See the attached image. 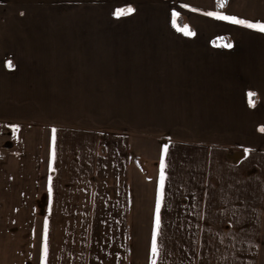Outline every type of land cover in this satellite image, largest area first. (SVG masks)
I'll return each instance as SVG.
<instances>
[{
  "label": "crops",
  "instance_id": "crops-1",
  "mask_svg": "<svg viewBox=\"0 0 264 264\" xmlns=\"http://www.w3.org/2000/svg\"><path fill=\"white\" fill-rule=\"evenodd\" d=\"M164 1L0 0V264H264V44Z\"/></svg>",
  "mask_w": 264,
  "mask_h": 264
},
{
  "label": "rangeland",
  "instance_id": "rangeland-1",
  "mask_svg": "<svg viewBox=\"0 0 264 264\" xmlns=\"http://www.w3.org/2000/svg\"><path fill=\"white\" fill-rule=\"evenodd\" d=\"M190 1V0H189ZM163 2H165L163 0ZM262 4H264L263 1H261ZM261 2L258 0L256 2H236L235 0L233 3H231V7L228 8V1L227 3L225 0H206L205 3L202 4V1H195V2H188L185 3V0H166V3L169 7H172L173 13L170 14V10L167 8H164V10H156L154 9L153 11L150 9H145L143 6V3L141 4H126L124 5L125 7H119L117 10H124L123 16L127 17L125 20L122 22H118V19L113 16V12L109 11L106 7H100L93 5L92 9L90 8L89 11H93L95 14H101L100 17L103 19L95 18L92 22V25H108V26H116V25H158V26H172L174 28H177L178 30L184 32V35L186 37L192 36L187 34L188 32H194V28L192 27L193 25H198V26H209L207 24L201 23L198 20H195V18H192L190 14L187 15V18L183 17L182 13L180 10H185V11H192L194 9V13H191L193 16H202L205 17L207 21H211L212 19L219 21L221 23V27L218 28V30L215 27V31L210 34V39L209 42L215 45L221 46V44H224V47H227L226 45H233L234 44V37L232 38L230 34H228L230 31L228 28L224 27L226 24L229 25H234V27L238 28L239 32H243L244 30H249V33H244L241 36V41L239 43H247V44H254V45H259V44H264V32H260L254 28H248L245 25L242 24H237L233 23L230 20H221L216 18L215 16H209L207 15L208 12H215V13H220L222 15H227V16H232V17H237L239 19L245 20V21H250L253 23H264V11L261 10L259 11L258 8H260ZM221 3L223 4V7H221ZM145 4V3H144ZM141 5V6H140ZM131 7L134 9L135 7H139L140 9V18L137 20L135 17L132 15H129L128 13V8ZM217 7V9H216ZM158 9V8H157ZM112 10V9H111ZM116 10V11H117ZM151 12H148V11ZM167 12V13H165ZM133 13V12H131ZM170 14V15H169ZM169 15V17H168ZM117 16V15H116ZM122 16V15H121ZM164 17L159 19L158 17ZM190 16V17H189ZM157 19H155V18ZM193 22L194 24L192 25ZM212 26V25H211ZM240 34V33H239ZM238 34V35H239ZM195 35V34H194ZM193 38V36H192ZM184 39V38H183ZM205 39V38H204ZM253 40V41H252ZM173 43H177L175 39L172 38ZM185 42L186 38L184 39ZM236 44V42H235ZM102 100H105L106 102L103 103ZM119 100V101H118ZM118 102L121 104H127V100H120V99H108V98H95L91 102V107L93 109V116L94 117H100L99 116V111L101 109L106 108H112L118 104ZM104 105V106H103ZM103 107V108H102ZM127 109V108H125ZM98 113V114H96Z\"/></svg>",
  "mask_w": 264,
  "mask_h": 264
},
{
  "label": "snow or ice",
  "instance_id": "snow-or-ice-1",
  "mask_svg": "<svg viewBox=\"0 0 264 264\" xmlns=\"http://www.w3.org/2000/svg\"><path fill=\"white\" fill-rule=\"evenodd\" d=\"M221 7H223V4L221 3L220 5ZM128 13H131L134 11V9H132L131 7L128 8ZM124 14V10H117V12L115 13V15L117 16H120V15H123ZM207 15L209 16H215L216 18L218 19H221V20H230L232 21L233 23H237V24H242V25H245L246 27L248 28H254L260 32H264V23H253V22H250V21H245V20H242V19H239L237 17H232V16H227V15H222L220 13H215V12H208ZM187 34L189 35H194V33H191V32H188ZM227 47H231V45H226ZM8 66L9 67H12V64L11 62L9 61L8 62ZM255 94L254 93H249V96L252 97L254 96ZM262 131H264V128L261 129ZM55 131V130H53ZM167 149H165L166 151ZM55 154L53 153V156ZM163 180H164V177L163 175L161 176V187H163ZM159 215H157V220H156V223H157V229L159 228ZM47 252V245H45V253ZM152 252H153V255L156 256L159 254V250H158V247L157 245L154 243L153 244V248H152ZM153 264H156V261L153 260Z\"/></svg>",
  "mask_w": 264,
  "mask_h": 264
}]
</instances>
